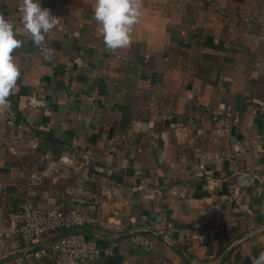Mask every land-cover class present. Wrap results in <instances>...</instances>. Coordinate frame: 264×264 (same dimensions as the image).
<instances>
[{"label": "crops", "instance_id": "1", "mask_svg": "<svg viewBox=\"0 0 264 264\" xmlns=\"http://www.w3.org/2000/svg\"><path fill=\"white\" fill-rule=\"evenodd\" d=\"M21 2L0 0L20 41L0 114V264L51 244L8 234L27 206L84 215L79 235L102 250L86 264H254L264 252V0H141L130 45L115 51L95 0H40L57 18L48 59L23 30Z\"/></svg>", "mask_w": 264, "mask_h": 264}, {"label": "clouds", "instance_id": "2", "mask_svg": "<svg viewBox=\"0 0 264 264\" xmlns=\"http://www.w3.org/2000/svg\"><path fill=\"white\" fill-rule=\"evenodd\" d=\"M141 0H95L93 18L97 22L102 40L107 49L115 51L127 48L131 43L133 27L141 16ZM24 32L33 44L46 53L47 34L57 23L49 9L42 8L40 0H22L19 5ZM20 47L14 26L0 15V109L9 107L8 97L12 94L20 75L12 55ZM254 264H264V252L255 258Z\"/></svg>", "mask_w": 264, "mask_h": 264}, {"label": "built area", "instance_id": "3", "mask_svg": "<svg viewBox=\"0 0 264 264\" xmlns=\"http://www.w3.org/2000/svg\"><path fill=\"white\" fill-rule=\"evenodd\" d=\"M44 46L47 49H51L50 54L39 48L37 49L44 59H48L52 56L53 50L47 37ZM29 104L34 107L41 106L40 102H35L31 98L29 99ZM1 113H4L3 109H0ZM255 114H264V107L257 108ZM234 116L232 113L226 114L228 118ZM67 193L71 195L74 205L84 202L81 198L75 197L74 189H68ZM25 209V213L10 219L8 234L13 238L23 239L27 248L46 236L53 237L66 230L81 229L88 223V219L75 208L67 211H43L27 206ZM249 213L251 214V211ZM162 226L167 229H173V225L168 223H162ZM131 241L136 246L147 251L154 249L152 241L144 236H134ZM101 257L102 250L96 240H88L82 235L73 234L51 243L47 248L31 254L27 253L25 259L17 264L28 262L31 258H48L52 264H86L96 263Z\"/></svg>", "mask_w": 264, "mask_h": 264}, {"label": "water", "instance_id": "4", "mask_svg": "<svg viewBox=\"0 0 264 264\" xmlns=\"http://www.w3.org/2000/svg\"><path fill=\"white\" fill-rule=\"evenodd\" d=\"M81 233H82V229L66 230V231H63L60 234L52 237L51 240H50V243H54V242L66 237V236H70V235H73V234H81ZM178 251L180 252L179 249H178Z\"/></svg>", "mask_w": 264, "mask_h": 264}]
</instances>
